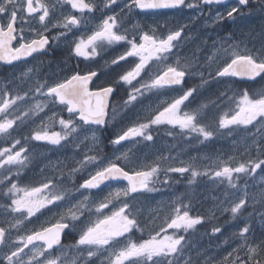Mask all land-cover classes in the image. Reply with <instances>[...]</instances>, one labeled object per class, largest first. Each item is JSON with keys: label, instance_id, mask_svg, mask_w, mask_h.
I'll use <instances>...</instances> for the list:
<instances>
[{"label": "snow or ice", "instance_id": "6c2138e0", "mask_svg": "<svg viewBox=\"0 0 264 264\" xmlns=\"http://www.w3.org/2000/svg\"><path fill=\"white\" fill-rule=\"evenodd\" d=\"M119 3L120 0H60L59 18H56V6L43 0H0V62L13 67L17 63L23 65L18 75L13 74L8 86L0 89V135L7 142L18 128L35 125L27 137L16 138L10 147L0 148V199L6 201L2 205L6 218L0 219V264H97V261L105 264V259H101L105 254L106 264H194L189 252L190 230L195 231L206 221H218L217 213L221 216L229 213V219L242 223L243 227L238 223L236 231L223 239L225 248L219 258L205 264H264V234L255 235L249 223L253 213L244 218L249 207L253 212L256 204L264 207V177L258 194L249 195L245 187L237 199L216 203L208 216L190 215L189 205L177 197L170 205L174 214L164 216L158 226L152 227L148 238L134 241L131 237L137 231L143 232L149 223L141 219L137 207L140 197L179 183L172 174L180 177L189 174L186 179L191 185L196 177L209 173L198 170L196 157L177 164L176 158L161 153L147 162L137 159L131 146L121 151L122 142L139 145L141 141H152L151 129L158 125L178 128L179 134L189 139L195 133L198 143L217 135L231 136L239 129L250 134L251 147L246 142L245 157L239 164L229 166L233 157L215 161L214 177L221 178V183L226 180L230 188L238 190V182L244 177H254L257 170L264 172V158H261L264 157V84L251 93L240 92L238 99L236 93L232 96L228 92L220 93L217 99L235 103V108L219 117L216 128L203 123L208 105L182 109L202 94L209 78L216 82L231 78L264 80V45L252 49L245 45L241 50V45L233 43L229 35L219 45L213 41L210 54H205L200 62L198 57L181 54V43L191 38L186 32L187 24L172 29L167 24L151 28L134 25L131 30L124 26V19L130 13L160 9L196 10L200 16L207 9L208 19L216 24L235 20L245 9L249 14L264 13V0H234L231 4L229 0H123V6L116 12L113 6ZM94 11L102 13L100 23L86 38L74 37L69 42L74 29L78 31L82 24L87 28V14ZM62 42H69L70 55L85 59H94L108 47L122 43L124 51L110 63L119 65L120 61L132 58L130 67L109 85L95 89L90 85L98 73L91 69L83 74L74 70L63 79L49 83L47 78H41L38 66L30 65L29 58L46 55L53 44ZM196 76L200 77V86H190L189 80ZM121 88L127 98L113 103ZM172 93L176 95L165 100L144 122L136 113L132 126L126 130L121 127L107 145L103 143V133L109 124L113 127L118 122L122 124L129 112L152 96L159 98ZM57 124L59 131L53 130ZM22 139L44 142L54 148L71 145L73 163L67 175L60 169L59 175L38 181V187H21L19 182L24 179V170L31 160ZM109 147L110 156L105 154ZM253 149L257 153L255 157L251 155ZM77 177H82V182L75 185ZM122 181L126 185L111 186ZM66 183H72L73 187H66ZM42 210L52 213L55 222L46 221L29 229L28 225L39 221L37 214L43 215ZM257 214L264 221V212ZM160 215L157 212L149 220L154 222ZM222 229V224H213L211 235L224 236ZM66 232H76L78 236L71 245L74 250L71 260L62 243Z\"/></svg>", "mask_w": 264, "mask_h": 264}, {"label": "rangeland", "instance_id": "374dc122", "mask_svg": "<svg viewBox=\"0 0 264 264\" xmlns=\"http://www.w3.org/2000/svg\"><path fill=\"white\" fill-rule=\"evenodd\" d=\"M122 6H117V10L119 11ZM125 20L126 17L124 19V22ZM130 20L131 29L134 25L147 26L148 28H151L156 24H167L168 27L172 29L176 28L178 24H187L188 28L186 29V32L191 38L185 39L181 43V54L184 56L188 55L189 48L193 43L192 48H195L197 53V56L195 57H198L200 53L199 49L204 44L203 43L200 46L198 45L200 42H202L200 37L198 36L199 33H196V31L191 28L189 23L190 21L186 19V16H181L179 20L173 21L171 19L158 20L156 22L147 20L146 23L142 21V19L140 22V20L135 17L131 18ZM227 22L228 25L225 33L226 38L231 35V37L233 38L232 42L240 44L241 50H243L245 45H247L249 49H252L253 47L260 48L262 45H264V13L256 11L249 14L248 10L245 9L243 15L237 16L235 20L227 19ZM202 26L206 27L207 24L205 23ZM210 49L211 46H208L207 52L209 54ZM202 55L205 56L203 53ZM222 88H225V86H223ZM219 90H221V88H217V91ZM175 95V93L169 94L168 97L161 95L159 98H157L156 96H152L151 99L144 100L143 104L138 105L132 112H129L128 115L125 116L122 124L118 122L115 127L109 124L107 131L110 130L109 132L111 134V138L113 137V134L115 132L120 131L121 127H124L126 130L128 126H132V124L135 122L134 117L136 113L140 114L141 122H144L145 118L150 116L156 108L163 104L165 100H170ZM215 107H217V109H215L216 116L212 117L211 124L217 127V121L219 117L230 113L235 108V103L232 106L230 112V108L226 111H220V103H217ZM64 117L67 118V115ZM47 123L51 124V121H47ZM36 124L38 125L39 121H36ZM28 126L29 125L22 126L20 127V129L26 128ZM170 128L174 130V133H172L171 135L169 134V132H167V130ZM53 130L59 131V125H55ZM179 132L180 130L178 128H173L171 125H164L163 127L162 125L153 126L151 129V134L153 135L152 141H141L139 145H133L129 141L127 143H123L124 147L121 149V151H126L127 148L131 146L133 148V151L135 152L136 158L141 161L147 162H150L156 155L161 153L166 156L170 155L176 158L177 164L181 160L188 161L189 159L196 157V166L198 170L208 171L209 173L208 176L202 175L196 177V180L204 178L208 182L209 186L207 188L208 190L206 189L205 197L201 200L196 201L195 213L193 216L197 214L208 216L209 210L212 209L216 203L223 202L225 200L237 199L244 193L245 187L247 188L249 195L258 194L261 191V179L262 177H264V172H261L260 170H257V173L254 175V177H244L241 182H238V190L230 188L226 180L221 183V178H216L213 175L214 171L217 170L214 163L217 160L228 161L229 157H233V160L229 162V166L242 162L245 157L246 142H248L249 147H251V136L249 133L237 129L231 136L227 134H223L221 135V137H219V135L214 136L213 138L208 140V148H205L203 147V145H205V141L203 143H198L195 139V133L192 134L193 138L189 139L185 136L180 135ZM257 139H259V134L257 135ZM104 140L105 136L103 135V143L107 145L108 143ZM63 149H65V151L59 156H54V153H50L45 162H43L39 167L38 165H36L33 168L32 176L42 179L45 176L59 175L60 169H63L64 174L67 175L68 169L72 166L73 163V149L71 145ZM193 150L194 152L192 153ZM105 154L110 156L111 149H106ZM78 155L79 154L77 153V156ZM251 155L253 157L257 155L254 149ZM42 169L43 172L41 171ZM186 175L188 176L189 174H185V176ZM77 178H79L80 181L82 179V177ZM74 183L75 185L79 184L76 183V180L74 181ZM65 186L68 188H72L73 184L66 183ZM111 186L122 187L124 186V184L116 183L114 185L112 184ZM107 190L108 189H105V191ZM75 195H78V193H75ZM115 203H117V206H119L118 202ZM256 206L259 207L260 205L256 204L255 207ZM156 208H159V206ZM42 212L43 215H40L39 213L37 214L39 216V221L36 222V224L44 223L49 218H52V213H49L48 211L44 212L43 210ZM261 212H264V207H261L260 211L257 213ZM225 215H228V220L230 222L228 223V225H223L222 230L224 236H221L220 234H216L215 236L211 235V227L213 224H217V222L214 223V221L217 220H212L211 222L206 221L203 226L198 225L196 230L193 231V236L191 239L193 243V252L190 250V254L194 264H205L206 261H212L213 258H216L217 256H220L222 254V250L225 248H221V246H225L222 243L223 239L225 237H230L231 233L236 231L237 224L239 223L238 221L230 220L229 213H224L222 216ZM217 216L219 218L222 217L220 213H217ZM4 218H6V214H4V210H1L0 207V219ZM244 218L248 219L247 217ZM32 219L33 221H36V217H33ZM249 223L252 225L253 231L255 232V235L257 237H260L262 234H264V221H262L260 215L255 214V216L249 220ZM36 224L28 225V228L31 229L33 226H36ZM239 226L243 227V224L239 223ZM204 227H206V230H204ZM21 234L25 233L21 231Z\"/></svg>", "mask_w": 264, "mask_h": 264}, {"label": "flooded vegetation", "instance_id": "af4514ba", "mask_svg": "<svg viewBox=\"0 0 264 264\" xmlns=\"http://www.w3.org/2000/svg\"><path fill=\"white\" fill-rule=\"evenodd\" d=\"M35 2V0H34ZM44 3L55 5L57 9V17L59 18V10H60V0H43ZM87 2V0H86ZM229 3H234V0H230ZM123 0H120V3L118 5L113 6V10L116 12H119L117 10V6H122ZM220 11H223V9H219ZM75 12V10H72ZM216 11V7H213V13ZM78 17L80 14L77 12L75 13ZM106 14H112V12H107ZM182 14V15H181ZM39 13L36 14L38 17ZM88 15V26L85 28V26L82 24L79 28V30L73 31V34H70L69 36V42L75 37L79 38L80 36H84L86 38V35L91 34V30H93L97 24L100 23L102 18V13L100 11H94L92 14ZM181 16H186V19H188L190 22V26L192 29L196 31V33H199L198 36L200 37L201 41L198 45L200 46L205 41L207 42V45L205 43L202 45V47L199 49V55L198 58L200 59V62H203L204 56L202 53L209 54L207 52V47L212 45L213 41H216L217 45H219L220 41L222 39H226V29H227V19L220 23H212L208 19V11L205 9L204 15L200 16L199 13L196 10H190V9H183V10H174V9H160V10H147L143 12H133L126 16V20L124 22V26L129 28L131 30L130 26V19L135 17L137 19L144 21H151L156 22L158 20H179ZM188 16V17H187ZM198 17V18H196ZM128 18V19H127ZM195 18V19H193ZM33 24H35V21H32ZM27 24V21H25ZM207 24L206 27H203V24ZM197 38V37H196ZM233 41V38H232ZM69 42H62L59 45L53 44L52 47L48 50L46 55L38 56L36 59L29 58L30 65H36L40 69V76L41 78H47L49 83L54 82L58 79H63L65 76L70 75L74 70L79 71L82 74L86 73L89 69L94 70L98 73L97 77L93 78V83L90 85L93 89L98 88L100 86H107L114 79H118V76L120 74H123V72L126 69H129L130 62L132 58H128V61H120L119 65H112L110 63L111 59L114 57L120 55L124 51L123 44H117L108 47L105 51L100 52V54L95 57L94 59H85L83 57H76L74 55H70L69 51ZM193 43L191 44V47L189 48V52L187 57L192 58L194 56H197L196 49L192 48ZM193 51V52H192ZM108 61L109 63L106 64L105 62ZM138 62V60H137ZM134 66V65H131ZM21 67L23 65L17 63L15 67L11 65L4 64L3 62H0V89L5 88L8 86V81L12 80L13 74H19ZM27 79V78H26ZM259 81L255 82H249V81H241V80H235L233 78L226 79L225 82H216L209 78V84L206 85L202 89V94L198 95L196 99L193 101L192 104L189 105L188 108H184L182 106V109L184 111H188L193 107H197L201 104H206L208 107L204 109L205 115L203 119V123L205 125L210 126L211 128H216L211 124V119L213 116H216L217 107L215 105L217 103L221 104V107L219 108L220 111L227 110V100H224L223 102L219 101L217 98L222 92H227V89L229 87H239L243 85H253L255 83H258ZM135 83V81L133 82ZM190 86H200L201 80L199 76L193 77L189 80ZM225 86V88H222ZM128 86H125V88ZM217 88H221V90L217 91ZM168 97V95H164ZM237 95V99H238ZM126 99L125 90L124 88H121L115 95L113 103H118L121 101V99ZM191 99V98H190ZM196 101V103H195ZM216 102L215 104L213 102ZM187 103V102H186ZM22 108L26 107L24 105L21 106ZM64 116L67 115V113H63ZM164 125H162L163 127ZM213 126V127H212ZM169 128V127H167ZM35 125H30L26 128L17 129L16 133H14L13 137L9 139L7 142L5 141V138L3 135H0V148L2 147H10L11 143L16 138L27 137L30 133V130H34ZM108 131H105L103 135H108V137H105V142L108 143L109 139L111 138V134ZM167 132L174 133L173 129H168ZM221 137V135H219ZM22 145H25L29 149V155L31 157L30 162H28L27 168L24 170V179L19 182V185L21 187L24 186H39L38 181L42 180L39 178H35L32 176L33 168L38 165V167L46 161L50 153H54V156H59L62 154L65 149L63 148H54L53 146L46 145L44 142L39 141H33V140H25L22 139L21 141ZM123 144V143H122ZM208 141H205V145L203 147L208 148ZM68 147V146H67ZM192 148V147H191ZM19 149V146H17V149ZM56 152V153H55ZM194 150L192 151V153ZM2 178V176H0ZM179 179V178H178ZM205 180V179H204ZM79 178H76V183H81ZM113 185L116 183H112ZM123 184V183H122ZM185 182H181L179 179V183L173 184L171 188H162L160 191L155 193H150L146 197H140V204L137 206L141 210V219L149 221L148 225L145 227L143 232L137 231L135 235H133L131 238L134 241H138L143 238H148L149 233L151 232L152 227L158 226L161 222L164 216H167L171 213V207L170 205L172 202L176 200L177 197L183 198V203L186 205H189V212L190 215H194L195 213V203L197 200H201L206 195V189L208 188L209 184L205 180L203 189L204 192H195L194 191V183L191 185L188 184L187 186L183 185ZM126 185V184H124ZM208 190V189H207ZM75 195V193H73ZM6 201L0 199V207L1 210H3L2 205H4ZM159 208H156L158 207ZM183 210V209H182ZM46 212L47 210H43ZM161 213L162 215L158 216L154 222L150 221L149 218L153 216L155 213ZM47 221L55 222L53 218H49ZM39 224H36V227H38ZM172 230H169V234H171ZM192 234L188 237L191 248L189 249L193 252V243L191 241L193 236V231L190 230ZM154 234V233H152ZM78 238L76 232H66L62 236V243L65 246L66 250V256L69 259H72L74 256V250L71 248V245L74 243V241ZM225 246H221L223 248ZM216 258H219L217 256ZM101 259H105L106 264V254L101 256ZM97 264H99V261H97Z\"/></svg>", "mask_w": 264, "mask_h": 264}, {"label": "trees", "instance_id": "16d2710c", "mask_svg": "<svg viewBox=\"0 0 264 264\" xmlns=\"http://www.w3.org/2000/svg\"><path fill=\"white\" fill-rule=\"evenodd\" d=\"M261 84H264V80H259L258 83H255V84L249 85V86L248 85H243V86H239V87H229L228 90H227V92H228V95L229 96H232L233 93H236L238 95L240 92H242L244 90H248L251 93V92L255 91L258 88V86L261 85ZM229 89H231V91H229ZM226 103H227L228 109L230 108L229 109V112H230L232 106L234 105V103H230L229 101H227ZM105 137H108V135H105ZM107 149L109 150L111 148H107ZM173 176L179 178L181 182H185V184H183V185H186L187 186V179H186L187 175L185 177H180L177 174L176 175H173ZM204 181H205L204 178H200V179H197V180L195 179V181H194V190H195V192H200L201 193V191L204 190L203 189ZM249 209H248V212L245 213V217L248 218V213H253V216L251 217V219H252L255 216V214H257V212L260 211L261 206H259V207L256 206L255 207V212H253V208L252 207L251 208L249 207ZM215 222H217L219 224H222V225H224V224L228 225V223L230 221L228 220V215H225V216H222L221 218H219L218 221H214V223ZM204 228H205L204 230H206V227H204Z\"/></svg>", "mask_w": 264, "mask_h": 264}, {"label": "water", "instance_id": "95a60500", "mask_svg": "<svg viewBox=\"0 0 264 264\" xmlns=\"http://www.w3.org/2000/svg\"><path fill=\"white\" fill-rule=\"evenodd\" d=\"M230 1V0H229ZM235 79H237V80H241V79H239V78H235ZM243 81H248V80H243ZM123 182V181H122Z\"/></svg>", "mask_w": 264, "mask_h": 264}, {"label": "bare ground", "instance_id": "6f19581e", "mask_svg": "<svg viewBox=\"0 0 264 264\" xmlns=\"http://www.w3.org/2000/svg\"><path fill=\"white\" fill-rule=\"evenodd\" d=\"M251 208V207H250ZM250 210V209H249Z\"/></svg>", "mask_w": 264, "mask_h": 264}]
</instances>
